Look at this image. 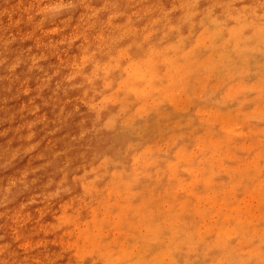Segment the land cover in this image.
<instances>
[{
  "label": "rangeland",
  "instance_id": "1",
  "mask_svg": "<svg viewBox=\"0 0 264 264\" xmlns=\"http://www.w3.org/2000/svg\"><path fill=\"white\" fill-rule=\"evenodd\" d=\"M157 260L264 264V0H0V264Z\"/></svg>",
  "mask_w": 264,
  "mask_h": 264
},
{
  "label": "bare ground",
  "instance_id": "2",
  "mask_svg": "<svg viewBox=\"0 0 264 264\" xmlns=\"http://www.w3.org/2000/svg\"><path fill=\"white\" fill-rule=\"evenodd\" d=\"M190 1H191V0H190ZM97 8H98V7H97ZM100 13H101V12H100ZM132 26H133L132 30L135 31V29H136V28H135V25H132ZM227 33L229 34L228 31H227ZM172 42H173V41H172ZM172 42H171V43H172ZM173 43H174V42H173ZM184 51H185V50H184ZM184 51H183V52H184ZM153 230H154V232L156 231V229H153ZM168 254H169L168 252H165V256H168ZM167 259H168V258H167ZM167 259H166V260H167ZM146 260H147V259H145V260H143V261L145 262ZM165 262L167 263L168 261H165ZM165 262H160V261L157 260L156 263H157V264H166Z\"/></svg>",
  "mask_w": 264,
  "mask_h": 264
}]
</instances>
